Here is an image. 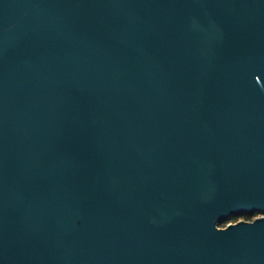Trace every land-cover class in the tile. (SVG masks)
Here are the masks:
<instances>
[{"label": "water", "instance_id": "1", "mask_svg": "<svg viewBox=\"0 0 264 264\" xmlns=\"http://www.w3.org/2000/svg\"><path fill=\"white\" fill-rule=\"evenodd\" d=\"M264 0H0V264H264Z\"/></svg>", "mask_w": 264, "mask_h": 264}, {"label": "built area", "instance_id": "2", "mask_svg": "<svg viewBox=\"0 0 264 264\" xmlns=\"http://www.w3.org/2000/svg\"><path fill=\"white\" fill-rule=\"evenodd\" d=\"M261 216H264L263 214H254V216L251 218V219H246V221H252V220H254V219H256V218H258V217H261ZM240 220H244L243 218H240L239 220H237V221H240ZM237 221H228L227 223H225V225L227 226V225H229V224H231V223H236ZM224 225V226H225ZM223 226V227H224Z\"/></svg>", "mask_w": 264, "mask_h": 264}, {"label": "flooded vegetation", "instance_id": "3", "mask_svg": "<svg viewBox=\"0 0 264 264\" xmlns=\"http://www.w3.org/2000/svg\"><path fill=\"white\" fill-rule=\"evenodd\" d=\"M247 215V214H246ZM239 218H236V217H233L230 221H237L239 220L240 218H243L244 220H246V217H244V215H241V216H237Z\"/></svg>", "mask_w": 264, "mask_h": 264}, {"label": "trees", "instance_id": "4", "mask_svg": "<svg viewBox=\"0 0 264 264\" xmlns=\"http://www.w3.org/2000/svg\"><path fill=\"white\" fill-rule=\"evenodd\" d=\"M253 216H254V214L253 215H244V217H246V219H251ZM236 218H239V217H236Z\"/></svg>", "mask_w": 264, "mask_h": 264}, {"label": "rangeland", "instance_id": "5", "mask_svg": "<svg viewBox=\"0 0 264 264\" xmlns=\"http://www.w3.org/2000/svg\"><path fill=\"white\" fill-rule=\"evenodd\" d=\"M225 225V224H224ZM224 225H222V226H224ZM226 226V225H225Z\"/></svg>", "mask_w": 264, "mask_h": 264}]
</instances>
